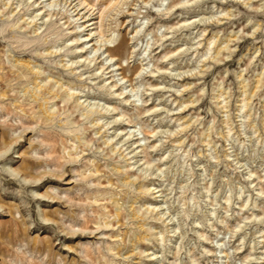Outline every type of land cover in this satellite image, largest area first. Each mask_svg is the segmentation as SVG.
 Masks as SVG:
<instances>
[{
    "label": "rangeland",
    "instance_id": "1",
    "mask_svg": "<svg viewBox=\"0 0 264 264\" xmlns=\"http://www.w3.org/2000/svg\"><path fill=\"white\" fill-rule=\"evenodd\" d=\"M78 1L0 0V264H264V0Z\"/></svg>",
    "mask_w": 264,
    "mask_h": 264
},
{
    "label": "bare ground",
    "instance_id": "2",
    "mask_svg": "<svg viewBox=\"0 0 264 264\" xmlns=\"http://www.w3.org/2000/svg\"><path fill=\"white\" fill-rule=\"evenodd\" d=\"M54 1H51V3H53ZM51 3H49V5H51ZM116 0H105L104 4L101 3L102 7L99 11V15L97 17H93V12L89 13L88 15H85V13L80 12L81 17L79 19H84L82 24H79L77 27H86L88 28V34L86 35V40H88V42L92 41L94 39L95 44H93V48L92 51H99V49L103 48V52L102 54H106L107 58L106 60L112 61L115 58V55L117 52H120L124 49L125 44V40L121 39L116 45L113 46H109V42H111V38L107 39L105 38V36L103 35V32L101 30L102 28V23L105 17V14L107 11H109L108 9L113 10L114 7H116ZM88 6L87 3L85 2V0H79L78 3H76L74 6L77 10L78 7H82V6ZM85 7V6H84ZM86 8V7H85ZM84 8V9H85ZM90 9H92V7H89ZM115 9V8H114ZM75 10V9H74ZM75 10V11H76ZM88 10V9H87ZM86 10V12H87ZM89 11V10H88ZM229 13V12H228ZM75 15H79V11L78 13H76ZM98 18V20L96 19ZM106 18V17H105ZM96 19V20H95ZM87 23V24H84ZM99 29V30H98ZM215 36H211L209 39V43L213 42V39ZM215 43V42H214ZM87 44V42H86ZM211 45V44H210ZM83 49V48H82ZM217 49V53H219L221 46H219L217 44L216 46ZM82 52V51H81ZM86 52V51H84ZM87 59V58H86ZM84 59V61L86 60ZM22 64V63H21ZM26 67H28L31 71L34 69V66L29 65V63L25 64ZM116 64L113 63L111 64V66H115ZM113 86V85H112ZM52 91V89H50V92ZM122 92H120L121 94ZM48 111V110H47ZM8 149H5L3 152H6ZM18 173V172H17ZM25 180V179H24ZM144 185L141 186V188L144 189ZM147 190V189H146ZM146 193V192H145ZM107 227V225H106ZM83 231H81L82 233ZM86 232V231H85ZM84 233V232H83ZM92 233V232H91Z\"/></svg>",
    "mask_w": 264,
    "mask_h": 264
}]
</instances>
